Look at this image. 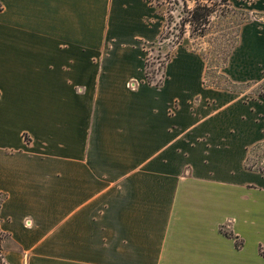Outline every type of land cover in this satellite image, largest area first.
I'll list each match as a JSON object with an SVG mask.
<instances>
[{
  "label": "crops",
  "instance_id": "0c3cea01",
  "mask_svg": "<svg viewBox=\"0 0 264 264\" xmlns=\"http://www.w3.org/2000/svg\"><path fill=\"white\" fill-rule=\"evenodd\" d=\"M231 2L220 87L185 39L146 81L152 0H0L2 264H264V0Z\"/></svg>",
  "mask_w": 264,
  "mask_h": 264
},
{
  "label": "rangeland",
  "instance_id": "374dc122",
  "mask_svg": "<svg viewBox=\"0 0 264 264\" xmlns=\"http://www.w3.org/2000/svg\"><path fill=\"white\" fill-rule=\"evenodd\" d=\"M152 5L162 29L156 42L144 45V71L163 83L168 58L176 44L185 39L203 55L207 80L227 83L221 75H225L223 69L236 45L240 25L249 15L231 0H152ZM262 149L250 157V163L257 161L256 169L264 165Z\"/></svg>",
  "mask_w": 264,
  "mask_h": 264
},
{
  "label": "trees",
  "instance_id": "16d2710c",
  "mask_svg": "<svg viewBox=\"0 0 264 264\" xmlns=\"http://www.w3.org/2000/svg\"><path fill=\"white\" fill-rule=\"evenodd\" d=\"M171 58V55L169 56L168 58V61L169 59ZM150 73L148 70H145V77H146V81L149 83V84H154L156 86H159L162 84V82H156L153 80V78L150 76ZM209 76V73H208V66L206 67V73H205V76H204V84H208V85H214V86H220V87H232V82L225 76V75H221L222 78L227 82V83H223V84H220L218 83L217 81H208L207 78ZM0 264H2L0 262Z\"/></svg>",
  "mask_w": 264,
  "mask_h": 264
},
{
  "label": "built area",
  "instance_id": "2783aa9c",
  "mask_svg": "<svg viewBox=\"0 0 264 264\" xmlns=\"http://www.w3.org/2000/svg\"><path fill=\"white\" fill-rule=\"evenodd\" d=\"M156 82H160V81H156ZM127 87L130 88V89H134V87H135L134 81H128L127 82ZM29 222H30L29 219H26L25 223L26 224H29Z\"/></svg>",
  "mask_w": 264,
  "mask_h": 264
}]
</instances>
